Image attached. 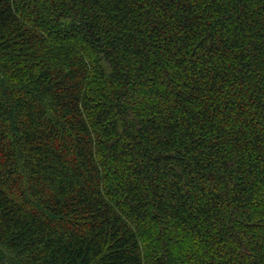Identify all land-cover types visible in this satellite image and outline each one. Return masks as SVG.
Listing matches in <instances>:
<instances>
[{"label": "trees", "instance_id": "1", "mask_svg": "<svg viewBox=\"0 0 264 264\" xmlns=\"http://www.w3.org/2000/svg\"><path fill=\"white\" fill-rule=\"evenodd\" d=\"M0 264H264V0H0Z\"/></svg>", "mask_w": 264, "mask_h": 264}]
</instances>
